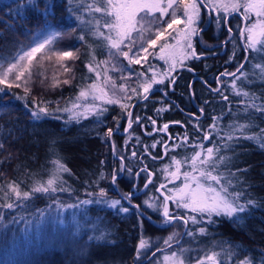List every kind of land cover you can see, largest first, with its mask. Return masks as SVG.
<instances>
[{
  "label": "trees",
  "instance_id": "16d2710c",
  "mask_svg": "<svg viewBox=\"0 0 264 264\" xmlns=\"http://www.w3.org/2000/svg\"><path fill=\"white\" fill-rule=\"evenodd\" d=\"M87 1L73 0L72 4H67L66 0H54L55 14L47 17L48 22L66 33L58 43L72 49L76 57L69 59L67 66L70 71L63 78H58V86H52L55 82L53 65L48 67L51 71L47 74L50 82L42 86L31 81L30 86H27V94L25 85L19 88L15 84L11 88L0 85L4 89L0 91V144L3 145L0 148V204L15 201V194L8 187L10 184L18 183L20 190L26 191L39 182L46 183L55 171L54 161L58 159L70 170L59 173L63 187L68 189L53 194L60 203L77 204L84 199L99 198L95 194L103 188L108 197L115 196L118 199L126 193H132L130 202L121 201L123 207L129 208V212L123 213L118 208L96 203L60 209L52 197L41 194L27 201L25 207H0V264H155L159 252L157 249L165 246L168 227L158 222L161 214L147 207L145 199L153 193L162 202L164 196L157 193L156 186L167 185L166 189H161L167 195V189L182 183V178L173 180L169 172H162L164 166L171 163L170 158L176 156L177 159H183L190 155L192 147L189 145L200 142L199 138L212 123L213 116L220 118L217 129L219 136H213L215 142H220V136L234 124L250 125L244 135H253L264 129V114L246 109V105L252 101L249 97L235 94L237 91H248L250 96L256 97V104H264V74L255 67L256 64H264V54L256 51L248 53L250 59L243 69L247 79L241 77L236 80L235 89L233 77L220 76L226 71L234 72L239 59L244 62L246 53L238 43L230 62L221 58L227 52H221V47L216 49L213 46L208 50L202 47L195 52L206 55H198V59L191 57L184 66L187 68L174 69L166 78L163 76L162 85L166 88L170 83L172 89L169 94L173 100L169 101L155 89L148 94V99L142 98L136 102L144 95L138 89L140 96L130 95L125 102L128 105L126 109H121L119 103L97 102L98 106L107 109L99 118L88 115L79 122L69 121L71 113L55 111L57 107L71 108L80 90L96 82L95 72H89L86 65L91 61L95 66L107 53L104 42L88 32L90 26L87 21L92 20L93 15L89 13L83 18L82 11L75 13L82 16L85 22L78 24L69 13L70 9L83 8ZM39 2L43 7V0ZM21 4L25 6L21 7ZM45 23V18L27 6L25 0H0V55H14L28 44L31 35ZM226 26L222 24V32L215 35L209 28L200 33L209 41L218 40L217 37L223 34ZM82 32L86 33L87 42L78 39ZM142 66H138L139 71L145 73ZM43 69L39 66L36 68L38 73ZM65 79L69 83H63ZM131 79H134V83L130 86L136 88L137 76ZM216 88L228 97L227 101L220 93L212 91ZM37 104L46 105L52 115L34 120L31 111ZM201 108L204 109L203 113L200 112ZM128 112L132 113L133 122L123 133L129 122ZM136 117H140L139 122ZM152 120L160 124V129L163 124L169 125L166 131H162L161 137L155 136ZM197 125L201 126L202 131H196ZM110 128L113 134L107 137ZM186 132L189 145L173 151L172 146L181 144ZM235 135L239 136L240 133L236 132ZM154 143L156 147L153 148ZM203 143L205 147L211 146L209 141ZM233 143V149L221 150V154L230 158L227 167L221 170L232 180L230 191L244 193L238 202L252 200L254 203L241 214L243 218L239 221L214 216L216 223L211 224L207 216L201 217L195 213L198 222L194 224L189 220L177 245L193 247L203 244L209 247L216 243L226 264H244L245 261L264 264V148L257 141L241 139ZM165 145L169 148L167 155ZM121 156L124 157L125 170L113 185L112 173L114 170L119 173ZM145 166L153 173L152 183L145 190L137 191L146 181L147 172H141L139 176L135 174ZM187 167L185 165L182 168ZM127 169H131V173ZM101 173L104 179H100ZM230 173L235 175L231 176ZM165 181L169 182L166 184ZM6 193L10 199L6 198ZM88 193L94 195L89 196ZM135 205L140 207L136 208ZM13 217L17 218L15 223L12 222ZM201 227L207 229L205 234L199 232ZM187 232L193 235L189 236ZM101 234L105 240H88L90 235ZM141 238L149 241V247L137 258L136 249Z\"/></svg>",
  "mask_w": 264,
  "mask_h": 264
},
{
  "label": "snow or ice",
  "instance_id": "6c2138e0",
  "mask_svg": "<svg viewBox=\"0 0 264 264\" xmlns=\"http://www.w3.org/2000/svg\"><path fill=\"white\" fill-rule=\"evenodd\" d=\"M73 0H66L67 4H72ZM27 6L32 7L35 11L39 12L45 18V25L36 33L31 35V38L28 44L22 46L14 55H0V85H5L7 88L13 87V83L9 80L11 76L14 81H22L25 85V93L29 92L27 87L28 81L33 79V61H37V54H43L39 59H47L49 61L54 57L57 62H62L69 59H75L73 51L69 50H60L57 48L58 41L63 38L66 34L57 29V27L47 21V17L53 16L55 14V2L54 0H43V7L39 0H25ZM215 3V0H93V3H89L85 8L81 9H70V15L74 16V19L78 24H84L82 16L75 14L79 11H87L93 15V19L87 21L88 32L92 36L100 39L104 42L105 47H107L109 54L112 58L116 56H122L124 59L128 60L129 67L132 64H141L142 61L148 60V55L141 56V53L149 54V49H155L157 42L165 36V33L168 29H173L174 25H179L185 23V29H182L184 32V37L188 41L186 44L187 49H190V52H187L184 55V59H187L189 56L192 58L198 59L199 56L196 54L195 49L191 43V37L195 35L199 29L194 26L197 24V21L200 18V6L204 5L207 7L208 4ZM183 5V11L180 15L177 14V10L180 6ZM21 7H24L25 4H21ZM218 7H223L224 11L228 10V6L217 5ZM243 7L244 11L250 12L255 11L256 16L260 18L257 23H253L250 27H247V36L245 43V56L244 62H241L234 72H223L220 73V76H231L233 80V88H236L235 81L239 80L241 77L247 79V73L243 71L245 63L250 59L248 53L250 51H256L264 54V0H245L244 4L241 5L239 2L231 5L233 9H238ZM169 9H172L169 12ZM95 13H101L104 18V23L101 25L100 19L95 18ZM155 13H159V16H156ZM167 16L169 19L164 20V17ZM182 17L184 19H182ZM223 19H226L224 17ZM251 18L248 17L247 21ZM217 23H221V19H217ZM101 27L107 28L109 32L106 34L101 31ZM259 27L260 39L257 38V28ZM75 31V29H72ZM229 32L232 31L231 28L228 29ZM148 34V37H145V34ZM171 35V33H169ZM241 35H244V30L241 31ZM154 36V38H152ZM78 39L82 42L86 41V33L82 32ZM91 47V46H90ZM169 45L165 43L160 47L159 51L161 53L165 52ZM127 49V50H125ZM115 50V51H113ZM131 54V55H130ZM235 52L233 53V56ZM160 59H165L164 56H160ZM232 57H230V60ZM92 60H95V54L92 53ZM99 63H107V61H100ZM182 63V61H181ZM7 65V67H5ZM89 72H95L96 77H100V73L96 72V68L99 67V64L93 66L90 61L88 65ZM60 67L64 69L65 72L70 71L69 67L61 63ZM151 69V65L149 66ZM256 68L260 69V72L264 74V64H256ZM175 68V60L172 61L171 69ZM115 70V66H113ZM237 73L240 75L237 76ZM36 76H43V73H36ZM144 73H140L139 76H144ZM166 78L168 73L163 74ZM129 77H122L123 79H128ZM219 81V77L217 78ZM111 80L110 76H107V70H105V83ZM163 79H157L153 75L148 80L140 81L138 77V83L136 88H132L131 92L138 97L140 92L138 89L143 91V99H148V94L153 90L154 84L163 83ZM174 79L172 83H174ZM41 83L43 81L41 80ZM63 83L67 84L69 81L65 79ZM59 82L55 81L53 87L58 86ZM16 87H21L20 83L15 84ZM115 87V85H113ZM121 91H126V85H120ZM0 91H4L3 88H0ZM214 92L221 94L224 100H228L227 96H224L219 88L212 89ZM99 93L97 95L96 93ZM237 96L249 97L252 101L246 105L247 108H251L256 112L264 114V104H256L254 95L250 96L248 91H237L235 93ZM92 96L94 100H102L104 103L113 104L119 103L121 109H126L128 105L121 103L118 100L111 98L105 99L107 97V92L103 88H98L96 83L93 82L88 85L87 88H82L76 97V100L72 102V107H65L60 109L57 107L55 111H64L69 112V121H76L82 117H87L88 115H93L99 118L107 111L105 108L94 103H85L81 105L79 101H87L89 96ZM18 99H23L22 97H17ZM83 108V111H76V109ZM161 111V110H158ZM204 109L201 108L200 112L203 113ZM52 113L49 112L48 107L40 106L37 104L34 110L31 111V117L34 120H40L44 117L51 116ZM129 117L128 126L132 125V113H127ZM59 119V117H55ZM116 119V118H114ZM151 119V118H149ZM199 120V116L196 117ZM220 118L213 116L212 123L208 126L207 130H203L202 138H199L200 142L195 143L194 145H189V136L188 133H184L181 144H175L172 146L174 151L176 148L189 145L192 147V152L190 155H186L183 159H177L176 156L170 158L171 163L166 164L162 169V172H168V169L172 166H175V171L169 172L168 175L172 177L173 180H181L182 183L179 186H174L172 189H167L168 194L164 196V200L159 204L154 202V198H149L145 201V205L149 208H153L155 211H160L162 214L161 223L164 225H171L174 221H182L184 225H187L189 220L192 223H197V216H188L187 213L184 215H175L168 207V201H172L177 208L186 209L192 213H197L199 216H207L208 223L214 224L216 220L213 217L224 216L229 219L235 218L236 221H239L243 217L241 214L247 211L249 205H252L254 202L248 200L246 203H239L240 197L244 195L242 192L230 191L232 187V180L226 177L221 170L226 168L230 158L226 155L221 154V150H229L234 148V141L238 143L241 139L248 141H257L261 148H264V129H260L258 133L253 135H244V132L250 127L248 124H234L230 126L228 131L224 133L223 136H220V142L213 141V136H219L218 129V120ZM140 117H136V121L139 122ZM153 124L156 123L155 120L151 121ZM118 119H117V129L118 130ZM179 123V122H177ZM169 125L164 124L161 131H166ZM127 131V129H125ZM196 131H202L201 126H196ZM236 132H239L240 135H235ZM113 134V129H108L107 137H111ZM151 135V133H149ZM204 141H209L211 146L205 147ZM3 145L0 144V148ZM152 147H156L154 143ZM147 151V148L145 149ZM115 153V147H113ZM169 148L165 145V155L168 154ZM133 156L136 155L135 152L132 153ZM157 157H153L156 159ZM161 159L163 157H160ZM121 160L124 159L123 156L120 157ZM103 163V162H102ZM56 165L55 171L52 173L51 178H49L46 183L39 182L36 186H33L29 190L22 191L20 190L19 184H10L8 187L11 189V192L15 194V201L9 202L6 204H0V207L7 209H14L19 207H25L26 202L31 198L35 197L37 194L49 195L53 198V202L57 204V207L60 209L68 208H79L82 205H88L92 203L96 204H106L110 208H118L120 212L128 213L129 208L123 207L121 204L122 200L131 201L132 193L124 194L120 199L116 200H106L104 199L107 196L106 190L101 188L98 194H95L99 198L96 199H84L79 201L77 204H67L64 205L59 202L58 199L54 198L53 194L57 192H65L68 189L63 187V181L59 173H67L70 170L60 162V160L54 161ZM187 165L188 167L181 171V168ZM125 166L122 164L119 172H123ZM131 173V169H127ZM141 172H147L145 188H148L149 184L152 183L151 177L152 172L148 171L147 166L140 169V172H137L135 175L139 176ZM119 173L114 170L112 173V184L115 185L118 180ZM231 176H234L235 173H230ZM103 173L100 174V179H104ZM167 178V177H166ZM171 182V181H170ZM167 185L161 184L159 188L156 189L159 192L161 189H166ZM89 196H93V193H88ZM6 198L10 199L11 197L8 194H5ZM79 200V198H77ZM159 200V198H155ZM136 208H139V205H135ZM43 215V214H41ZM143 215V213H141ZM17 220L16 217H13V223ZM62 222V221H61ZM207 231L206 228L201 227L199 232L205 234ZM189 236H192V232L186 233ZM177 234L173 233L166 240L164 244L168 247H171V242L176 239ZM89 241L100 242L105 240L103 234L99 236L90 235L88 237ZM149 247V241L141 238L138 242L136 249L137 258L141 253ZM160 249H157L159 251ZM184 250L181 249L178 254L176 251H172L170 255L164 256V261L171 262V264H185V258L183 256ZM155 255V253H153ZM212 259V257H208ZM197 264H204L203 260L197 261ZM244 264H251L250 261H245Z\"/></svg>",
  "mask_w": 264,
  "mask_h": 264
},
{
  "label": "rangeland",
  "instance_id": "374dc122",
  "mask_svg": "<svg viewBox=\"0 0 264 264\" xmlns=\"http://www.w3.org/2000/svg\"><path fill=\"white\" fill-rule=\"evenodd\" d=\"M197 2L199 3V0H197ZM239 2V4L243 5L245 0H215V3H210L208 4L207 8L204 7V5L200 6V18L197 21V24L194 25L196 27H198L199 30H201L200 26H205L208 25V23H210V25H208L209 27H205V29L209 28V31L211 30L212 33L218 34L220 32H222V24H227V26L225 27L226 30L223 31V34H220L217 38L224 40L226 39L229 40L230 38H232L230 40L229 43H226V47L224 51L225 54H223L221 56V58H224V60L230 62V57L233 58V52L236 49V43H238L240 46H243L245 48V43H246V36H247V27H250L253 23H257L258 20L260 18H258L256 16L255 11H250V12H245L244 8L241 6L238 9H233L231 7L232 4ZM89 3H93V0H88L85 4L84 7H86L87 4ZM217 5H223V6H228V10L224 11L223 7H218ZM210 7V8H209ZM172 9H169V12H171ZM183 11V5L180 6V8L177 10V14L180 15ZM216 11V13L214 12ZM82 13L84 15V17L87 16V14H89V12L87 11H82ZM217 14V15H216ZM156 16H159V13H155ZM216 15V16H215ZM100 19L101 25H103L104 23V18L102 16L101 13H95V18ZM224 17H226L225 22H224ZM250 17L251 19L247 21L246 24V19ZM94 18V17H93ZM169 19V17L165 16L164 20ZM182 19H184L182 17ZM217 19H221V23L218 24L217 23ZM84 21V19H83ZM231 28L232 31L229 32L228 29ZM182 29H185V23H181L179 25H174L173 29H168V31L165 33V36L162 37L158 42H157V46L155 49H149V54H145V53H141V56L144 55H148V60L142 61L141 64H148V67L151 65V69L150 71H148L147 73L145 72L144 76H139L138 74V66L140 67L141 64H132L130 67L128 65V60L124 59V57L122 56H116L115 58H112L109 54V51L107 49V53L106 56L102 59V61H107V63H100L99 67L96 68V72L100 73V77L97 78L96 80V85L98 88H103V90L105 92H107V97H105V99L111 98V99H116L118 101H120L121 103H124L128 100L129 96L132 95L133 93L131 92V89L133 86H130V84L134 83V79H131L132 76H137V78L139 77L140 81L143 80H148L150 79L153 75L156 76V78L159 80L161 79L164 75V73H166L167 70L171 69V65H172V61L175 60V68L174 69H185L187 67H184L187 63V61H189L191 59V56H189L187 59H184V55L187 52H190V49H187L186 44H187V40L184 37V32L182 31ZM244 30V35H241V31ZM101 31L105 32L106 34L109 32V30L107 28H103L101 27ZM199 32V31H198ZM198 32L193 35L190 39H191V43L192 45L194 44V41L196 39V35H198ZM169 33H171V35H169ZM235 33V34H234ZM145 37H148V34H145ZM202 40V42L206 45H211V44H215V42H218L217 40H213V41H209L207 40L205 37L203 38L202 34H200L199 36ZM154 38V36L152 37ZM257 38L260 39L262 37H260L259 35V27L257 28ZM220 40V41H221ZM165 43H167L169 45V47L167 49H165V52L161 53L159 51L160 47H162ZM229 45V48H228ZM57 48L60 50H69V51H73L70 48H66L65 46H63L62 44L58 43L57 44ZM127 50V49H125ZM115 51V50H113ZM43 55V54H37L38 60L37 61H33V67H32V72H33V79L28 81L27 86H30L31 83H39L42 84V86L44 84H47L48 82H50L49 76L47 74H49V72H51L50 70H48V67L50 65H53L52 67V75H54V81H58V78L61 79L63 78L68 72H65L64 69L62 67H60V64L63 63L66 66L69 65V60H65L62 62H57L55 60V58L53 57L51 61L47 60V59H39V57ZM131 55V54H130ZM209 55V54H207ZM160 56H164L165 59H160ZM182 61V63H181ZM238 63L235 64L236 66H238L242 61L241 59H239L237 61ZM99 64V63H98ZM43 69V71H41L40 73H43V76H36L35 74L38 73L36 68ZM113 66H115V70H113ZM234 66V67H236ZM5 67H7V65H5ZM95 67V66H94ZM135 67V68H134ZM105 70H107V76L111 77V80H109L107 83H105ZM131 72V76L128 79H123L122 77H129V73ZM136 72V74H135ZM58 74H60L58 76ZM51 78V77H50ZM9 80L13 83H20L21 86L24 85L22 81H14L12 79V77H9ZM41 80L43 81V83H41ZM32 81V82H31ZM53 81V82H54ZM31 82V83H30ZM138 83V79L136 82V85ZM126 85L127 86V90L126 91H121L120 90V85ZM113 85H115V87H113ZM155 85V84H154ZM140 92H143L142 89H139ZM97 95H99V93H96ZM76 100V99H75ZM99 102H102V100H94L92 99V96L90 95L88 97L87 101L81 100L79 101V103L81 105L85 104V103H94V104H98ZM76 111H83V108H79L76 109ZM184 168H181V171H184ZM175 171V166H172L168 169V172H172ZM122 173L119 172L120 176ZM169 181H165V183L167 184ZM179 186V185H178ZM173 186H170V188H172ZM159 188V186H156L155 189ZM160 195L165 196L166 194L163 193L162 190H160L159 192ZM154 198V202L159 204V200H155V198L158 197V195L153 193L148 194L146 200H149V198ZM142 198V197H141ZM104 199L106 200H116L118 199L115 196H106ZM142 200H144V196L142 198ZM172 203V206H170ZM168 207L169 209L172 211L173 214L175 215H184L185 213H187L188 216H193L195 215V213H192L186 209L183 208H177L176 205L172 202V201H168ZM160 214L161 212L158 211ZM160 219L158 220L159 223H161L163 217L162 214L160 215ZM196 216V215H195ZM162 224V223H161ZM164 225V224H163ZM166 227H168V229L166 230L165 236L168 238L170 235H172L173 233H176V239L173 240L171 242V247L165 246L160 248L159 252H158V258L155 261V264H171V262H166L164 261V256L166 255H170V253L172 251H176L178 254L180 253V250L183 249V256L185 258V264H197V261L203 260L204 264H226V259L223 257L221 252H218V246L216 245V243L209 247H207L208 245H203V244H197L198 246H193L191 247L190 245L186 246H182V244L177 245L178 242H180L179 240L181 239V236L183 235V233L186 230V226L182 223V221H174L173 224L171 225H165ZM166 238V239H167ZM208 257H212V259H208Z\"/></svg>",
  "mask_w": 264,
  "mask_h": 264
},
{
  "label": "flooded vegetation",
  "instance_id": "af4514ba",
  "mask_svg": "<svg viewBox=\"0 0 264 264\" xmlns=\"http://www.w3.org/2000/svg\"><path fill=\"white\" fill-rule=\"evenodd\" d=\"M207 8V7H206ZM210 8V7H209ZM215 13H216V11H214ZM217 15V14H216ZM215 15V16H216ZM224 22H225V19H224ZM211 23V22H210ZM210 23H208V25H210ZM208 25H205L204 27L203 26H200L201 27V30H204V28L205 27H208ZM225 25H226V22H225ZM201 30H199V32H198V35H196V39H195V41H194V44H193V47H194V49H195V51H197V50H201V48L203 47V48H205L206 50H208V49H210L211 47L213 48V46H215L216 47V49H218L219 47H221L222 49H221V52H223L224 50H225V47H226V39H224V40H221V39H218L217 41L218 42H215V44L213 45V44H211V45H206V44H204L203 42H202V40H201V38L199 37L200 36V31ZM204 38V37H203ZM221 40V41H220ZM213 53H216V51H213ZM196 54L197 55H203V54H205V53H197L196 52ZM206 55V54H205ZM199 56V57H200ZM142 68V70H144V72H148V71H150V67H148V64H143V66L141 67ZM152 68V67H151ZM138 72L139 73H141L140 71H139V68H138ZM173 73L174 72V70H167L166 71V73ZM162 79V78H161ZM159 90L162 94H164V96L170 101V100H173V98L171 97V94H169L170 93V90L172 89L171 88V86H170V83L168 84V86L166 87V88H164L163 87V85H162V83H160V84H155V85H153V90ZM167 91H168V93H167ZM142 99V96L141 97H139L138 99H136L137 101L136 102H140V100ZM139 100V101H138ZM128 119H129V117H128ZM129 121V120H128ZM140 121V120H139ZM127 122V121H126ZM141 124H142V122H141ZM164 125V124H163ZM153 127H154V129H155V133H156V137H161L162 136V134L164 133V132H162V131H160L159 129H160V124H158V122L156 121V123L155 124H153ZM130 127H128V128H126V129H129ZM162 128H163V126H162ZM123 133H125L126 131L124 130V131H122ZM166 134V133H165ZM121 164H123V160H122V162H121Z\"/></svg>",
  "mask_w": 264,
  "mask_h": 264
}]
</instances>
